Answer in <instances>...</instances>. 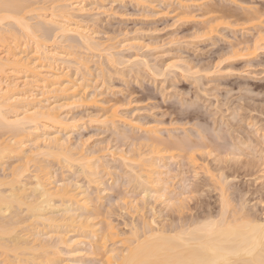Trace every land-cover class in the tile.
<instances>
[{"label":"rangeland","instance_id":"1","mask_svg":"<svg viewBox=\"0 0 264 264\" xmlns=\"http://www.w3.org/2000/svg\"><path fill=\"white\" fill-rule=\"evenodd\" d=\"M85 1L84 4L81 3L80 5L83 4L82 6L84 8L86 7L85 10H87L83 11V15L80 12L77 13L74 11L71 17L73 20L70 19L71 24L73 25V23H76L77 25H83V28L87 29L90 33L92 32L91 34L94 36V41L100 44L99 48L101 49L106 48L108 44L116 45V48L114 47L112 52L115 54L120 53L118 56L122 60L114 54L115 58L111 59H115L116 62H111L105 55V52L99 53L93 51L89 53L87 50L76 51L78 54H75L78 56L81 55V57L85 58L86 62L84 70H87L84 71L81 68V73L85 72L82 76L79 72L80 69L76 70L74 66L66 62V64L61 61L55 63L57 67L59 64L60 67L65 66L66 68L63 67V71L70 72L72 78H80L78 81L81 80V77L82 79L84 78L83 85L85 87L87 86L86 91L88 98L87 101L84 100L86 102H82L81 100L78 102L76 100L75 102L74 100L69 101L70 99H66V102H64L65 99L57 100L56 98H50L48 101H53L55 105L59 102L58 104L61 108L58 107L59 110L57 113L61 115L59 119L62 120L61 123H54L51 125L47 132H50L52 135H57L61 139L67 138L68 144H70L71 147H76L77 155L80 151V153L85 155L88 153V157L90 153H93L92 156H96L93 158L96 160V163L101 159L100 162L103 163V167L106 168L105 171H100L97 174L98 177L96 176V178L98 180L95 179L96 182L84 177V174L80 172V165L76 163V161H70L71 164L68 166L66 162H56L57 159H54V157H40L44 160L42 161V163H45H43L44 165L48 163L46 166H53L49 168L53 170L56 180L59 179L58 181H62L63 178V182L66 181V184L69 185L70 183L72 185L70 188L75 186L73 189H70L72 190L71 193H77L76 195L74 194V200L83 201L84 203L80 202V204L85 205V207L83 205L81 209L77 208L80 204L79 201L76 200L77 202L75 203L74 201L73 203V208V205L71 207L67 200L66 202L70 205L72 210L75 209V213L84 215L85 220H83V216H80L81 218H77L78 220L76 223L70 224L69 221L67 222L75 226V229L69 226L54 229L55 231H59L60 235L61 233L62 235L64 234L63 236L66 237L67 241H70H66L67 244L73 245V247L75 246L74 249L76 252L79 251L75 256L78 261L75 263H72V261L69 262L67 257L69 259L72 256L69 257L67 248L61 246L65 244L60 243L59 248L61 252H64L59 256H61V260H65L63 263L65 262L64 264H66L67 260V263L72 264H80V262H84L83 264H99L98 261L95 262L96 259L94 260L91 254H86V250L88 245H102L104 241L99 240L101 238L99 237L101 232L96 235L97 237H94L95 235H91L89 231L91 232L95 229L99 232L101 231L99 229L103 227L104 231L105 226H107L106 224L111 225V231H113L114 234L113 239L114 242L116 241L115 244H113V240L106 241V249H108L111 245L113 247H118L123 243L120 241H124V239H128L130 242V239L134 238L133 234H135L136 225H141V222L144 223L142 220H145V222L148 220L150 223L152 221L151 224L149 223L152 227L164 226L163 228H165V225L167 226L168 224L169 226H171L172 223L176 225L175 223H178V218H180L182 222L192 221L191 219H194L195 221H193L196 222V218L201 219L203 217H208L205 215L215 216L218 214L220 208V188L217 189L219 186L215 183L218 182L217 180H219L218 178L220 176H223L222 179L226 177V179H224L229 181V183L227 182V186H223L225 188L227 187V190L223 188L226 192L222 190L223 194L225 193L224 197L227 196L226 198L229 199V206L231 205L226 215L230 217V215L233 214L232 211H234L239 204L244 203L241 210L243 213H241L246 214V218L252 216L253 218H249L253 220L254 218L256 220L262 219L264 216V163L261 162L264 160V141H262L259 135L264 133V39L262 41L256 39L258 41L256 48L259 47L256 50L253 51V49H255L254 44L253 49L251 48L252 51L249 48L252 46L251 42L255 39L254 37H256V35L259 39L264 38V31L260 32V30L264 28V17L263 15L260 16V19L257 20L258 22L255 21L256 24H251L253 20L246 21L247 18L244 16V13L246 10L250 11V9L254 7V9H258L260 12L264 13V0ZM42 3L43 2H41V4ZM49 4V2L42 4L44 5L43 12H45V14H51L52 12L57 14V11L52 6L53 3ZM208 4L216 9H222V11H219V9L214 10L211 14L206 10V14L205 9L209 8L210 11L212 10ZM217 4H220V6ZM248 8L250 9L248 10ZM216 11L217 13H215ZM221 13L224 15L222 20L225 19L226 21H220L222 24L218 25L219 27L217 26L216 33L213 32L209 37L204 36V32H202L203 30L201 28L204 26V23L207 22L206 19L208 18L207 20H211L212 16L215 17L219 14L221 15ZM225 13L230 15V19H228V15L225 16ZM244 17L245 21L243 20ZM247 17L249 18L248 15ZM30 21L34 23L35 19H30ZM255 25L259 28L255 27ZM235 43H242V45L239 47L237 44V48H233L232 44L235 46ZM45 44L48 46L52 45L50 41H47ZM65 44L67 43H63L62 40L60 42L58 41L56 45L58 47L56 49L60 51V46L64 45L61 51H63V49L65 50ZM259 44L261 46H258ZM27 45H31V43ZM245 46L249 48L246 50L247 47ZM0 47L2 48L3 46L0 45ZM236 49H240V51ZM0 50L3 52V49ZM66 50L69 49L67 48ZM237 51H239V53L237 55L235 54V58L230 57L233 52L237 53ZM123 60L126 61L123 62ZM60 62L64 65L61 66ZM171 65L172 67L170 68L169 66ZM72 67L73 70L71 71ZM77 71L79 73L76 74L75 72ZM86 73H89V75ZM88 83L89 85H87ZM39 95L40 94H38V96ZM44 98L40 97L39 100L41 101ZM61 101L62 104L60 105ZM53 102H51V105ZM113 104H115V108L112 111L116 112L114 113L115 117L113 116L115 121L109 119L110 121L108 123H104V121H106L102 120L105 116L104 109L108 110V107H111ZM185 108H187V111L195 110V112L192 111L191 113H194L198 118L194 116L195 118L189 121L190 123H187V113L189 112H187L186 115L183 113L186 119L183 114L181 115V111L179 112L180 115L177 113V111H183ZM108 111H106V114ZM174 111L177 114H174ZM169 113L173 115L171 114V116H169ZM101 115L104 116L102 117ZM188 115L193 116V114ZM174 116H177V118L179 117V119L176 120ZM169 118L175 120L173 121L172 119L171 121ZM104 119L108 118L104 117ZM159 121L163 123L161 124ZM196 123L197 125L200 124L202 128L204 127L206 131L208 128V131L212 132V134H214V131H220L221 129V134H223V136L225 135L227 139L226 141L221 139L220 143L224 144L228 142L229 144L225 143L227 147L222 145V147L224 146V148H222L223 150H221L220 147V150H214V152L211 148L209 151V147H206V149L203 150L204 153L198 151L202 154V157L201 154L199 155V153L196 152L195 155L199 156L196 158L197 161H195L196 165L193 166L194 169L190 168V170L192 169L193 171H190L188 169L189 166L187 165V167L185 165L187 161H185L183 157H181V159L183 158L182 161L179 156L175 158V160L173 159L175 163L176 161H180V163H176L177 165L175 163L172 164L174 161L171 164L169 163L171 166L169 170L166 169L167 172H169L164 176L162 175L165 181H168L165 187L169 186V188L166 189L163 187V196L166 195L167 197H164L168 199H170L169 197L171 196L172 201H175L178 197L183 199V202L176 200L177 202L175 203H181V205L183 203V209L181 208L180 210L181 212H176L171 209L174 207L173 205L170 208L169 203L165 202L168 199L165 200L163 196L162 199L165 201L156 198L157 193L155 194L154 192H152V195L150 194L151 196L144 197L143 191L140 189L138 190L140 185L137 188L136 183L133 182L135 185L131 184L132 181L128 183L126 178H128L131 171L129 167H124L118 155L121 154L120 150L124 153L125 150L127 151L128 148H130L129 145L132 143L131 139L133 140L134 138L135 140L136 137L135 142L133 140V142L136 143L144 140L141 139L143 136L148 137L149 129L152 131V129L157 128V133L154 130L153 132L158 136L161 134L162 137H165L167 134L172 133L177 135L182 134L185 132H182L183 129L187 127V131H190V129L193 130L194 128L196 129ZM41 127L42 126H40L37 132L42 130ZM257 127L259 128L257 129ZM257 130H259L257 134L256 132L253 133V131ZM3 131L4 130L0 131V135L4 140L7 137L5 133L7 131L2 133ZM153 132H149L150 136L148 138L154 136V134L151 135ZM131 135L134 136L131 137ZM1 138L0 142L3 141ZM249 140H251L252 143L249 142ZM247 141L250 144H247ZM234 143L235 145H232ZM229 146H232V150H230ZM141 148H143V146ZM212 148L214 149V147ZM237 148L239 149L237 150ZM74 149L72 153H75L76 150ZM257 150H259V154L256 153L258 152ZM261 150L262 153L260 152ZM128 152L130 151L128 150ZM209 152L211 153L207 155ZM129 154L130 153H128V155ZM11 157L5 159V165L3 163L7 174L8 171L6 166L13 164L15 162L14 159H16V161L19 160H17L18 156ZM261 157H263V160H261ZM183 161L186 163H183ZM0 167H2V165ZM30 169L34 170L33 166L32 168L30 167ZM4 173L0 171V176L7 177V174L5 173L4 175ZM162 176L161 178H163ZM128 181H130L129 178ZM221 183L222 181L220 184ZM223 184H225V182ZM76 186L80 187V189L76 188ZM4 188L8 189V187L4 186L2 190ZM155 189H157V187L155 188L154 186L153 190ZM170 189H173L171 190L172 193ZM168 191H170V193ZM28 193H30V198L33 194L30 190H28ZM174 193L178 194V196ZM178 200L180 199L178 198ZM54 202V205L57 204V206L63 203L58 198L54 199ZM24 208L25 207H22L23 210L17 211L20 215H18L20 220L18 223L20 225H16L18 229L16 228L17 230L15 231H18L19 234L20 232L23 234L25 232L24 227L26 224L30 223V219L28 220ZM238 208L237 210H239ZM56 213L60 214V211ZM241 213L238 214V217L242 215ZM245 216L242 217L244 218ZM9 217L12 216L9 215ZM26 219L28 223L24 222ZM21 220H23L24 223L21 222ZM86 220L88 221V226L83 225L81 228L77 227L79 221H81V223H86ZM181 220H179V222ZM35 224L36 222L32 226L35 229L42 230L39 231V235H41L43 239L45 236L48 245L50 243V245H52V243L53 245L59 243L57 241L59 240L58 236H56V234L59 235L58 232H54L41 221L40 223L37 222L36 226H34ZM91 225L94 226L92 227ZM39 226L41 228H39ZM45 226L49 229L46 228L47 230H44ZM29 227L28 229H31V226ZM83 227L87 228L85 229ZM133 228L135 231L131 234ZM28 229H26V232ZM78 229L80 230L78 231ZM81 229H84L83 232ZM137 230L136 232H139L138 228ZM31 231L29 233H32ZM52 232L56 234L54 235ZM29 233L27 232V234ZM86 235H89L88 238H86ZM41 236H39V239L42 238ZM28 238L27 240L31 242V244L26 241V245H34V243L37 242L32 243L33 240L31 239H33V237ZM56 241L57 244H55ZM100 242L102 244H100ZM125 243L123 244L126 245ZM36 245L38 244L36 243ZM0 251L2 252V250ZM3 256L4 255L0 256L1 260ZM90 256L93 258L94 263ZM63 263L61 262L60 264Z\"/></svg>","mask_w":264,"mask_h":264},{"label":"bare ground","instance_id":"2","mask_svg":"<svg viewBox=\"0 0 264 264\" xmlns=\"http://www.w3.org/2000/svg\"><path fill=\"white\" fill-rule=\"evenodd\" d=\"M84 1L85 0H0V45L3 46L2 48L0 47V49H3V52L0 50V131L4 130L8 132V133L5 132L7 137L4 140L1 138L2 136L0 135V138L3 140L2 142H0V166L2 165V167H0L1 169L0 171H2L3 173L5 171L6 173V169L4 168L5 166H3V163L6 158H9L11 156L14 157L18 156L17 160L19 159L18 161L14 159L15 162L14 163L12 162L13 164H10L11 165V166L9 165L10 167L6 166L8 174L6 173L7 177L5 176L3 177L7 179L1 177L2 175L0 176V250H2V252L0 251V253L1 255H4L2 260L0 257V264H60L61 262L63 263V261L65 260L64 259L61 260V256H59L62 255V253L64 252V251L61 252L59 248L60 243L65 244L61 246H65L68 250L65 251H67L69 257L70 256L73 257V259L72 257L69 259L67 257V260L69 262L72 261V263L78 261V259H76L75 256L79 251L76 252L74 249L75 246L73 247V245L67 244V242L70 241H67L66 237L63 236L64 234L62 235L61 233V235L63 236L62 237L59 231L54 230L68 226L75 229V226L70 224L76 223V221L78 220L77 218H79L80 216L81 217L83 216L82 218L83 220H85L84 215L75 213L74 211L75 209L72 210L71 208L74 201L75 203L79 201L77 199L74 200V196L77 193L76 194L71 193L72 190H70L73 189L75 186L70 188V186L72 185L70 183L69 185L66 184L65 183L66 181L63 182L64 181L63 178L62 181H58L59 179L56 180V178H54L53 170L49 168L53 166H49V167L46 166L48 163L44 165L45 163L44 162H43L44 164L42 163V161L44 160L41 158L45 156H48L49 158L54 157V159L55 158L57 159L56 162L59 163L60 161L61 162L63 161L68 163V166L69 164H71L70 161H76V163H78L81 168L80 169L81 171L80 170L79 171L82 174H84L85 178L87 177L89 180L92 181H96L95 180L97 179L96 176L100 171L106 170V168L103 167V163L100 162L101 159L98 161V163H96V160L93 159L95 155L92 156L93 153H90L89 155V157L92 156L91 157L92 159L88 157L87 155L88 153L86 154L87 155L86 156L85 154L80 153L81 151L77 155L76 147L73 146L71 147L70 144H68L69 142L67 138L61 139L57 135H52L50 132H47V130L51 127V125H53L54 123H61L62 120L59 119L61 118L59 117L61 115H58L59 113H57V111L59 110L58 107L61 108V106H59L58 104L59 102H57V104L55 105L54 102L51 101L53 102L51 105V102L48 101L50 100V98H56L57 100L65 99L64 102H66V99H70L69 101L74 100V102L75 100L77 102L81 100L83 102L84 100L87 101L88 98V94L86 91L87 86L85 87L83 85L84 78L82 79L81 77V80L79 81L78 79L80 78L78 79H74L75 77L72 78L70 72L65 70L63 71V67L65 66L60 67L59 64L58 67L62 68L60 69L56 66L57 64L55 65V63H57L58 61H61L63 63L66 62L67 64L74 66L76 70L80 69L79 72L81 73V70L82 69L84 70V67H86L85 66L86 62H85V58L81 57V55L79 56L76 55L78 54L76 53V51L78 52L79 50H85V51L87 50L89 51V53L93 51H97L99 53L105 52V55L107 56V58L111 60V62L112 61L116 62L115 59L114 60L112 59L115 58V55L118 56L120 54V53L115 54L112 52V50L116 46V45L114 46L113 44H108V46L106 45L107 46V47L105 46L106 48H102V49L99 48L100 44H97V41L96 42L94 41L93 38L94 36H92L91 34L92 32L90 33L87 29L83 28L82 27L83 25L82 26L77 25L76 23H73V25L71 24L70 19H72L71 17L74 11H76L77 13L80 12L82 14L84 13L83 11L87 10V9L85 10L86 7L84 8L82 6L84 4ZM41 2L43 3L49 2L50 4L53 3L54 5L52 4V6L57 11V14L55 12L53 13L52 10H51L52 12L51 14H45V12H43L44 5H42L43 3L41 4ZM81 3L83 4L80 5ZM209 6L213 11L212 10L210 11L209 8L205 9V11L207 10L211 14L214 12V10L219 9V8L216 9L213 6L211 7V5ZM218 6H220V4ZM254 8L251 9L248 8V10L250 9V11L246 10L247 13L246 12H245L246 14L244 13V16L247 18L246 21L253 20L251 24L253 23L256 24L255 21L259 20L260 16L263 15L264 17L263 12H260L258 9H254ZM219 11H222V9H219ZM248 12L250 15L248 14ZM215 13H217V11ZM222 13L221 15L219 14L215 16L216 18L212 16L211 17L212 19L209 18L211 20H207L208 19L207 18L206 19L207 22L204 23V26L201 25L202 26L201 29L203 30L202 32H204L203 34L204 36L209 37L212 35L213 32L216 33L217 26L221 25L222 24L221 22L225 20V19L222 20L224 16ZM227 15L228 14L225 13V16ZM247 15L249 16V18L247 17ZM229 16L230 15L227 16L228 19H230ZM245 17L243 18V20L245 19ZM30 19L31 20L35 19L34 23H32ZM255 27H257V25H255ZM263 31L264 28L263 30L262 29L260 30V32ZM254 38L255 39H253L252 42L249 40L252 43V46L250 48L248 46H245L247 47L246 50L248 48L253 49V44L255 45L254 47L255 49H253V51L256 50L257 48H259V47L256 48L258 44L257 40L262 41L264 39V38H260V39L257 38V35ZM61 40L63 41V43L64 42L67 43L65 44L66 46L65 48L66 49L68 48L69 50L63 49V51H61L64 45L60 46L61 47L60 51L56 49L58 47L56 46L58 41L60 42ZM47 41H50L52 45L50 46L46 45L45 43ZM29 43H31L32 46L27 45ZM237 44L235 43V46L234 44H232L233 45L232 47L235 48ZM26 45L27 47L25 48ZM238 45L240 47L242 43ZM258 46L261 45L259 44ZM236 50L240 51V49H236ZM239 51H237V53L233 52V54H231L232 56L230 57L235 58V56L239 53ZM119 59L122 60L120 57ZM125 61L123 60V62ZM63 63H61V66L64 65ZM169 67L171 68L172 65ZM72 70L73 67L71 71ZM79 72L77 71L75 73L77 74ZM83 74H85V72L81 73V76ZM86 74L89 75V73ZM20 78L22 81L20 80ZM87 85H89V83ZM38 94H40L39 96L41 98H44L45 96L46 97L40 101L39 100L40 97L38 96ZM61 104L62 101L60 105ZM114 105L115 104L111 105V107L113 106L112 108L106 106L109 108L108 109L109 111L107 109L106 110L104 109L105 116L104 115L103 116L108 118V119H104V117L101 115L103 117L102 120H106L104 121V123H108L111 119L115 117L114 113L116 112L112 111L115 108ZM106 111H108L107 114ZM180 111L182 112L181 115L183 113H185L186 115V113L189 112L187 113V120H186L188 121L187 123H190L189 121H192V119L196 117L194 113H191L193 110L187 111V108H185V110L183 111L179 110L177 111L179 115H180L179 113ZM193 112H195V110ZM177 113L175 112L174 114ZM171 114L169 113V116H171ZM188 114H193V116ZM185 115L184 118L186 119ZM177 116L176 117L174 116L176 120L179 119V117L177 118ZM196 118H198V116ZM172 119L173 118H171L170 120L172 121ZM175 119H173V121ZM40 126H42L41 127L42 130L40 132H37V130L40 129ZM195 127L196 129L195 128L193 130L190 129V131H187L188 128L187 127L186 129L185 128L183 129L182 132L184 131L185 132L182 134L177 135L175 133L174 134L172 133V134H167L165 137L164 136L162 137L161 134L159 136L156 135L153 132V130L156 131L157 133L158 129L155 127L157 130L152 129V131H150L149 129L148 131L149 134L148 137L150 136L149 132H153L151 135L154 134V136H151L150 138L146 136L145 138L143 136L141 139L144 140L136 143H134L136 137L135 140L133 138L134 142L131 139L132 143L130 142L131 145H129L130 148H128L130 152H128V150L127 151L125 150L126 153L125 151L123 153V151L120 150L121 154L118 155L119 160L122 161L124 167L125 166L127 168L129 167L130 171L132 172V173L130 172L131 174L129 173V175L127 174L130 180L128 181V178H126L127 182L130 183L132 181L131 183L132 185H135L133 184V182L136 183L137 188L140 185L143 189L139 186L138 190L140 189L143 191L144 197H147L150 194L152 195V192H154L155 194L157 193L156 198L162 199L164 196H166V195L163 196L164 194L163 187L164 189L169 188V186L165 187V184H167L168 181H165L163 176L169 172V171L167 172V170H169L171 166L169 165V163L171 164L175 160V158L179 156L181 159V157H183L185 161H187V164L185 165L189 166L188 169L189 170L190 168L194 169L193 166L196 165L195 161H197L196 160L197 156H199L201 153H204L203 150L206 149V147H209V151L211 148L212 151L214 152V150H220V147L221 150H223L222 148H224V146L222 147V145H225V143L229 144L228 142H225L224 144L220 143L221 139L224 141H226L227 139L225 135L223 136V134H221L222 132L221 129L220 131L219 130L214 131L215 130L214 129L213 130L214 134H212V132L208 131L209 129L207 127H206L207 131H206V129L204 127L203 129L200 124H198ZM259 127H257V129ZM259 130L253 131V133L256 132L257 134ZM4 131L2 133H4ZM133 136L131 135V137ZM259 136L262 139V141H264V133H261V135ZM249 142H251V140H249ZM249 142L247 144H250ZM227 144L225 145L226 147ZM141 145L143 146V148H141L142 147ZM232 145H235V143ZM70 147L72 148V151ZM212 147H214V149ZM229 148L230 150H232L231 149L232 146H229ZM73 149L76 150L75 153H72ZM238 149L239 148H237V150ZM198 151L199 152L201 151V153H199ZM257 151L258 152L256 151L255 152L259 154V150ZM127 152L130 154L128 155ZM196 152H198L199 155H195ZM260 152L262 153V150ZM210 153L211 152L207 153V155ZM263 157H261L262 158L261 160H263ZM185 161H183V163ZM174 163L175 161L172 164ZM176 163H180V161L179 162L176 161ZM261 163H264V160ZM32 166L34 170L30 169V167L32 168ZM161 176L163 178H161ZM222 177L223 176H220L218 178L219 180H217L218 182L222 181L221 184L220 182L215 183L218 184L219 186L217 187V189L220 188L219 190L220 208L218 214L215 215L216 217L205 215L208 217L206 218L203 217L204 219L196 218V222H194L195 221L194 219H191L192 221H188V222H185L183 220L184 222H182V220L178 218L179 220H181L180 222L179 220H177L178 223L176 222L175 223L176 225L172 223V225L169 226L168 224L167 226L165 225V228H163L164 227L163 225H162L163 227L156 226L158 228L152 227V225L150 226L152 221L150 223L148 222V220L146 222L145 220H142L144 223L141 222V225L138 224L136 225L137 227H135L136 231H138L137 230L138 228L139 232L140 230L141 232L140 233L136 232L135 229L133 228L134 230L132 229L131 234H133V231H135V234H133L134 237L133 239L129 238L130 242L128 241V239L127 240L124 239V241L122 240L120 242L125 243L126 241L125 243L126 245H124L123 243H121V245H119L118 247H113L111 245V247L108 249H106L107 245L105 242L108 240L111 241L113 240L112 242L113 244H115L116 241L114 242L113 239L114 234L113 231H111L112 229L111 225L106 224L107 226H105L104 231H103L104 227L101 229L98 228L99 230H101L99 232L95 229H93L94 231L91 232L88 230L89 233H91V235H95L94 237H97L96 235L101 232L102 235L100 233L99 237L101 238L99 240H103L104 243L103 241L102 243L105 245H103L101 242L100 244L102 245H93V244L88 245L86 254L88 255L91 254L94 260L96 259L95 262L98 261L99 264H264V216L262 219L260 218L261 220L260 219L256 220L255 218L254 220L250 219L249 217L252 216H248L249 219L246 218L247 215L242 214L243 212L241 211L243 208L242 207V205L244 204L243 203L239 205L237 204L239 206V208L237 206L239 210H237V208L234 207L235 209L234 211H232L233 214L231 213L232 215H230L231 218L228 217L226 214L228 208L231 205L229 206L230 202H228L229 199L226 198L227 196L224 197L225 193L223 194V192L226 191L223 190V188H225L223 186L224 185L227 186V182L229 183V181L225 180L226 177H224L225 179L224 178L222 179ZM224 182L225 184H223ZM4 186L8 187V189L4 188L5 190L4 189L2 190V187ZM154 186L155 188L157 187V189L153 190ZM76 188L80 189V187L77 186ZM225 189L227 190V187ZM28 190H30V192L33 194L32 196H30V198H29L30 193H28ZM171 190L173 189H170V191ZM170 191L168 192L170 193ZM176 195L178 196V194ZM56 198H58L63 203L58 204V206L57 204L54 205V203L56 202V200L54 202V199ZM169 198L170 199L164 197V199L165 200L168 199L169 202L168 200L166 201L163 199L162 200L165 201L166 203H169L170 208L173 205L175 207V208L174 207L171 208L173 211L175 210L176 212H179L181 208L183 209L182 206L183 203L182 205L181 203H175L177 201L183 202L182 198L178 197L180 200H178L177 198L176 199L177 201L173 200L174 202L172 201L171 196ZM67 200L68 203L71 205V207L66 202ZM170 201L173 203H171ZM80 202L83 201H79V204ZM83 205L80 204L79 206H77V208L81 209L83 208ZM22 207H25L24 210L27 214L28 220L30 219L29 221L30 223L27 222L28 221L27 219L26 221H24L25 223H28L24 227L25 230L24 233L26 234L24 233L21 234V232L19 234L18 231L17 232L15 231L18 229L16 225H18L19 224L18 222H20L18 217L19 212L17 211L23 210ZM57 211H60V214L56 213ZM239 213L242 214L240 215L241 217L240 216L238 217ZM9 215H11L12 217H9ZM242 216H245L244 217L245 219ZM40 221L45 223L46 226L50 227V229H52L54 232L59 233L58 235L52 232L54 235L56 234V236H58L59 240L57 241L59 243L57 244V241L55 243L57 245H53V243L52 245H50L51 243L48 245L47 241L45 240V236L43 239V237L39 235V231L41 229L38 230L37 228L35 229L32 226L35 222L36 224L34 226H36L37 222L40 223ZM68 221L70 222V224L67 223ZM21 222H23V220H21ZM85 222L87 223L88 221L86 220ZM86 223L83 222L81 223V221H79L77 227L81 228L83 225L88 226V223L87 224ZM29 226H31V229H28ZM46 226L44 230H47L46 228L48 227ZM39 228L41 227L39 226ZM26 229H28L27 230L28 233L32 230L31 231L32 233L27 234ZM79 230L80 229H78V231ZM83 230L81 229L82 232ZM38 235L41 236L42 238L40 237L41 239H39ZM30 236L33 237V239H31L33 240L32 243L37 241L36 243L38 245H36V243H34V245L25 244L26 241H28L27 240L28 237L32 238ZM88 236L86 235V238H88ZM29 243L31 244V242ZM93 258L91 259L92 262H93ZM67 260H66V264H72V263H67ZM83 263L80 262V264Z\"/></svg>","mask_w":264,"mask_h":264}]
</instances>
